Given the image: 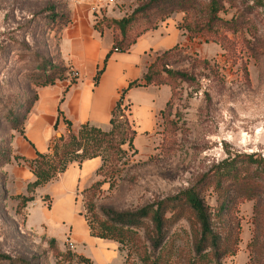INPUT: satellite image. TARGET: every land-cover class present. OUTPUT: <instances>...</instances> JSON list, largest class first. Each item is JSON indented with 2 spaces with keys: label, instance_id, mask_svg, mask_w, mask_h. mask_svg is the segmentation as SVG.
I'll return each mask as SVG.
<instances>
[{
  "label": "rangeland",
  "instance_id": "374dc122",
  "mask_svg": "<svg viewBox=\"0 0 264 264\" xmlns=\"http://www.w3.org/2000/svg\"><path fill=\"white\" fill-rule=\"evenodd\" d=\"M146 1L0 0V100L17 97L22 102L42 89L37 70L21 77L14 74L15 67L22 65L21 56L25 61L34 55L61 64L68 81L76 80L79 76L74 74L79 72L66 68L61 57L67 61L82 56L94 62L109 45L113 33L110 22L129 17ZM50 8L55 10L56 21L49 18ZM263 9L264 0H236L220 14L223 20L234 17L243 21L242 28L225 34L234 43L232 53L202 37L189 38L184 28L179 30L184 19H193L185 13L173 14L147 36L152 45L149 65L161 59L158 63L166 69L184 71L193 81H175L172 96L166 86L148 93L131 92L133 117L138 121L143 118L139 122L147 127L154 115L152 128L140 130L130 118L137 129L133 148L125 144L120 148L122 153L114 157L103 153L104 162L98 158L100 169L78 188L72 207L63 208L41 188L27 192L33 176L26 155L36 145L16 141L18 134L10 130L0 112V151L10 147L8 140L13 138L10 163L0 162V253L37 264H85L80 260L84 258L92 264H125L128 257L137 261L136 247L150 253V245L143 238L144 230L151 228L148 220L144 229L137 231L140 242L134 246L91 239L89 227L97 233L106 210L135 212L156 207L200 185L202 178L208 179L203 182L202 198L214 211V187L222 175L223 186L233 189V202L212 224L216 232H234L237 243L235 253L224 256L220 263L264 264ZM83 17L87 22L79 25ZM78 25L83 38L70 37L68 32ZM90 33L94 34L91 38ZM91 65L82 72L83 83L89 80ZM116 84L112 80L106 86ZM158 108L164 112L159 113ZM45 136L43 131V141ZM62 137L53 129L49 148ZM3 143L6 145L1 148ZM234 169L238 176L232 180ZM189 217L186 213L169 230L164 251L172 254L167 264H185L192 257L197 227ZM51 240L54 246L48 243Z\"/></svg>",
  "mask_w": 264,
  "mask_h": 264
},
{
  "label": "trees",
  "instance_id": "16d2710c",
  "mask_svg": "<svg viewBox=\"0 0 264 264\" xmlns=\"http://www.w3.org/2000/svg\"><path fill=\"white\" fill-rule=\"evenodd\" d=\"M235 2L236 0H147L135 9L129 17L111 21L110 25L113 30L111 50L103 59L102 68L97 71L93 78L94 86H97L111 53L128 52L142 36L158 30L159 25L166 22L175 13H185L192 16L191 22L184 19L183 24L177 27L179 30L184 28L189 38L202 37L207 42L217 43L228 53L234 52V43L225 34L231 31L235 33L237 29L242 28L243 21L234 17L229 21L223 20L220 18V14H225L224 12L233 7ZM48 11L52 12L49 18L56 21L57 15L54 13V8H50ZM167 53L168 51L163 55ZM24 58L21 56L22 65L13 70L16 76L21 77L25 75L24 73L37 70L40 74L37 77L38 85L42 88L53 87L58 82L68 81L67 70L61 64L52 62L47 58L34 57V55L29 57L28 61H25ZM160 60L158 59L149 65L141 79L130 82L121 91L120 100L111 112L108 131L86 123L81 125L76 133H73L70 123L64 121L68 129L67 135L55 141L53 147L49 148V153L36 152L35 158L30 161L33 181L27 185V192L33 193L38 188L48 184L59 174L64 173L73 162L81 165L85 161L96 158H101L104 162L103 153L109 157H114L122 153L120 148L125 144L130 149L133 148L136 132L130 121V105L123 102L126 93L135 88L167 86L172 96L171 87L173 88L175 81H193L192 77L184 71L166 69L158 63ZM160 66H163V70L159 69ZM69 82L74 84L76 80L74 78ZM37 101V94L26 96L22 102L17 97L0 100L1 119L10 125L11 131L16 132L25 140V123ZM18 105L21 106L17 109ZM167 106L168 103L165 108ZM61 115L62 113L58 108L57 120L53 125L54 129H57ZM12 139L10 136L8 140L10 147ZM4 145L6 144L3 143L1 148ZM10 147H5L0 151L1 165L10 163ZM237 176L238 172L234 169L230 173V177L233 180ZM207 180L202 178L200 185L197 184L169 197L159 202L156 207H144L135 212L106 210L103 213L105 220L97 226L98 232L94 233L93 229L89 227V234L91 237L100 240L112 241L123 246L129 244L134 246L140 242L137 231L144 229V221L148 220L151 228L144 230L143 238L150 245V253L147 252V249L142 250L140 247H136L137 261H131L128 257L125 264H167L172 254L164 251V246L169 238V230L188 213L190 216L188 220L197 229L192 238V257L185 264H221V259L224 256L235 253L237 240L234 232L229 231L226 234L216 232L212 223L215 217L222 216L232 204L233 189L223 186L221 175L214 187L216 206L214 211H211L202 198V186ZM48 243L50 246H54V241L51 240ZM80 260L85 264H92L89 259ZM0 264L37 263L13 259L0 253Z\"/></svg>",
  "mask_w": 264,
  "mask_h": 264
},
{
  "label": "crops",
  "instance_id": "0c3cea01",
  "mask_svg": "<svg viewBox=\"0 0 264 264\" xmlns=\"http://www.w3.org/2000/svg\"><path fill=\"white\" fill-rule=\"evenodd\" d=\"M83 21L87 22V19L84 17L81 18L79 25H81ZM79 25L75 30L68 32L70 37L79 36L83 38V35L80 34ZM93 32H95L94 28ZM154 32H149L142 36L126 53H111L96 87L93 84V78L95 77L97 71L102 68L103 59L111 50L112 36L109 38L110 41L108 47L102 49L103 52H100L96 55L94 62H91L82 56L78 58H67V61L63 56L61 57L60 60L65 62L64 64L66 68L78 71L79 75L74 74V76L79 77L76 79L74 84H70L69 81L58 82L53 87L42 88L38 91V101L33 108L34 111L32 112V117L29 115L30 117H28L30 119L27 118L26 120V140L23 139L19 134L18 137H15L16 139L14 138L18 142L23 140L24 143L26 141V144L30 142L31 145H36L35 149L30 147V150L26 155L28 160L32 161L35 158L36 152H48V144L51 140L50 136L52 135V130L54 129L53 125L57 120L58 108L62 115L59 118L57 129L64 136H66L68 133V129L64 121H68L70 123L73 133H76L79 127L86 123L104 131H108L110 129L109 120L111 118V112L120 100L121 91L125 89L130 82L141 79L150 64L147 57L148 52L152 49V45L148 41L147 36ZM93 35L94 34L90 33L89 37L91 38ZM99 37L101 38L100 34ZM80 43V41L75 42V44H79V46H84ZM89 63H92L90 71L88 72L89 80L88 82L83 83L82 72H84L86 68V71H88L87 66ZM125 74L127 76H125ZM112 80L116 81L117 84L110 87L108 85ZM106 84L108 85L106 86ZM161 87L163 86H149L129 90L126 93L123 102L130 105V118L133 117L134 111L132 108V103L130 102L131 92L134 90H140L148 93L154 88ZM151 98H154V96H151ZM61 99L62 102H60ZM167 103L168 101L165 103V106ZM158 111L160 113L162 110L159 109ZM152 116L153 118L148 121L147 127L141 126L143 118L139 119L141 122H139L138 119L134 117L133 119L135 123L137 122V124L140 126V130L147 131L148 129L152 128V120H154V115ZM133 129L135 132L137 131V129L134 127ZM43 131L46 132L44 141L41 138ZM36 139L39 140L36 141ZM99 167L100 159L98 158L85 161L81 165L73 162L67 167L64 173L59 174L54 180L41 187V189L46 190V194L59 204L63 205V208L72 207L74 195H76L78 188L89 182L96 174ZM89 237L93 239L90 234ZM91 239H86V241Z\"/></svg>",
  "mask_w": 264,
  "mask_h": 264
}]
</instances>
